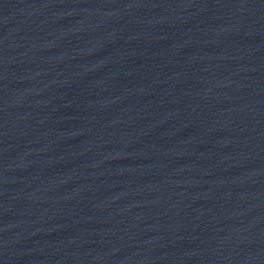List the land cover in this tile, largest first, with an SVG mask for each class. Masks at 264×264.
I'll list each match as a JSON object with an SVG mask.
<instances>
[{"label": "water", "instance_id": "1", "mask_svg": "<svg viewBox=\"0 0 264 264\" xmlns=\"http://www.w3.org/2000/svg\"><path fill=\"white\" fill-rule=\"evenodd\" d=\"M0 264H264V0H0Z\"/></svg>", "mask_w": 264, "mask_h": 264}]
</instances>
